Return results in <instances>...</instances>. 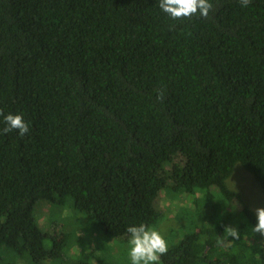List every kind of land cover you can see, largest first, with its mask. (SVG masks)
I'll return each instance as SVG.
<instances>
[{"label": "trees", "instance_id": "trees-1", "mask_svg": "<svg viewBox=\"0 0 264 264\" xmlns=\"http://www.w3.org/2000/svg\"><path fill=\"white\" fill-rule=\"evenodd\" d=\"M210 2L173 20L159 0H0V111L29 126L3 133L0 116V264H114L129 226L162 223L157 264H264L226 185L239 166L264 196V0ZM161 192L203 209L166 219ZM38 206L110 246L70 252L68 224H40ZM229 225L240 238L218 243Z\"/></svg>", "mask_w": 264, "mask_h": 264}, {"label": "rangeland", "instance_id": "rangeland-1", "mask_svg": "<svg viewBox=\"0 0 264 264\" xmlns=\"http://www.w3.org/2000/svg\"><path fill=\"white\" fill-rule=\"evenodd\" d=\"M230 182L233 183L235 191H232ZM226 185L230 191L238 195L239 200L247 207V209L251 211L256 219L255 209L264 208V196L252 178L247 173H245L241 167L235 166L232 175L226 181ZM200 196L201 195H198V199L192 201L185 196L161 192L157 200V207L166 219H172L176 216L185 217L187 220H195L198 212L203 209L202 205L204 200H201ZM228 206L234 214L240 211V208L233 203H230ZM40 207L39 209L37 208L38 211L36 210L40 224L49 222L54 226H58V222H56L57 219H59V222L61 221L68 224L67 230H69L71 233L70 252L78 253L81 250H84L96 254L99 250L105 249L107 244L110 246V242L107 241L105 236L97 235L95 231L88 232L89 230L87 229H89V227L87 222L84 223L86 227H81V225H78V222L76 221H78V217H82L81 215L74 213V215H76L74 217V215L69 213L67 209L61 207H42V209H40ZM204 210H206L208 213L210 212L209 208ZM221 217L222 216L220 215L219 219L217 220L218 223H220ZM162 224L158 225L157 231L161 232V234L165 237L167 234L166 228ZM172 238H174V233L168 235L165 240L167 243H169L171 242ZM116 251V247H114L111 252H108L109 259L112 261V263L114 262V264L115 262L119 261V258L123 262V260L129 256V252H127L126 255L122 253L121 257H117L115 254ZM125 262L127 263V260H125Z\"/></svg>", "mask_w": 264, "mask_h": 264}, {"label": "clouds", "instance_id": "clouds-1", "mask_svg": "<svg viewBox=\"0 0 264 264\" xmlns=\"http://www.w3.org/2000/svg\"><path fill=\"white\" fill-rule=\"evenodd\" d=\"M251 0H239L241 7H247ZM159 8L173 20L191 19L193 16L207 18L209 12L213 9L210 0H159ZM157 99H163V92H159ZM3 116L6 127L2 129L3 133L12 130H18L20 136L29 132V126L22 115H13L11 113ZM232 191H235L234 185L230 182ZM256 223L251 228L253 234H259L264 237V208L255 209ZM129 234V257L131 264H157L162 255L168 252V243L164 236L157 230H149L145 224L138 226H129L126 229ZM240 238L239 230L234 226H224L223 235L219 236L218 243H229L230 240Z\"/></svg>", "mask_w": 264, "mask_h": 264}]
</instances>
